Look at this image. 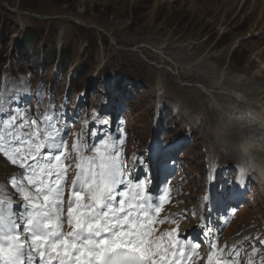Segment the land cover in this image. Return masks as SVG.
<instances>
[{
  "label": "rangeland",
  "instance_id": "1",
  "mask_svg": "<svg viewBox=\"0 0 264 264\" xmlns=\"http://www.w3.org/2000/svg\"><path fill=\"white\" fill-rule=\"evenodd\" d=\"M0 5L10 13L0 12L7 26L0 32V55L13 67L24 62L20 66L32 73L23 83L22 78L6 77L4 88L34 92L30 111L36 115L54 111L58 123L66 117L79 119L88 140L86 160L99 148V123L108 118L115 123L116 115L126 113L129 120L122 123L127 138L148 147L152 120L159 114L156 163L183 166L184 178L175 190V201L183 206L179 211L193 215L196 224L204 217L216 221L227 213L237 216L228 230L235 237L253 239L256 264H264V187L255 176L241 186L237 143L224 131L230 117L212 104L229 107L230 98L220 95L229 89L246 95L249 107L264 101V0H0ZM28 27L41 36L35 53L22 46ZM50 45L69 54L67 72L64 65L56 71L58 56L52 60ZM235 76L247 84L245 92L233 83ZM256 93L260 95L254 97ZM118 100L129 104L120 114ZM13 101L9 97L6 104L15 111ZM90 105L100 109L96 124L86 111ZM75 153L72 149L69 155ZM123 161L128 174H145L134 156ZM175 167H168L169 177ZM5 168L0 160L1 181ZM208 183L210 210L203 204ZM9 205L6 202L2 211L8 213Z\"/></svg>",
  "mask_w": 264,
  "mask_h": 264
},
{
  "label": "snow or ice",
  "instance_id": "2",
  "mask_svg": "<svg viewBox=\"0 0 264 264\" xmlns=\"http://www.w3.org/2000/svg\"><path fill=\"white\" fill-rule=\"evenodd\" d=\"M44 120L51 117L46 115ZM49 128H36L28 141H22V146L14 150L20 156L4 152L14 165L19 160L18 166L25 172L31 168L25 179L34 194L18 188L31 209L20 215L23 235L21 225L11 213L4 214L0 205V264H183L186 252L177 247L181 241L175 231L155 236L152 227L166 222L157 217L164 201L170 202L169 190L156 203L146 195L144 182H129L125 191H118L125 184L120 154H113L111 144L105 142L85 160L77 142L73 145L76 172L65 202L70 166L62 161L67 157L63 153L41 156L46 148H66V143H56L58 129ZM24 143L28 145L26 153ZM29 159L36 163L26 167Z\"/></svg>",
  "mask_w": 264,
  "mask_h": 264
},
{
  "label": "bare ground",
  "instance_id": "3",
  "mask_svg": "<svg viewBox=\"0 0 264 264\" xmlns=\"http://www.w3.org/2000/svg\"><path fill=\"white\" fill-rule=\"evenodd\" d=\"M242 81V77H236L233 83L242 86L241 91L245 92L244 89H246L245 87L247 84H242ZM202 91L214 94L213 90L210 89H204ZM220 95H227L232 102L230 104L228 103L230 105L229 107L217 101H213L212 104L220 110L222 116L226 117L228 115L230 117V126L226 128V130L224 129L226 134L225 137H230V140L233 139L237 143L236 149L239 156H241L240 177L243 178L242 187H244L247 182L246 179L252 176L257 177L262 184L261 186L264 187V101L260 100L259 106L254 107L253 104L249 107L246 105V101L248 100L246 95L241 92L229 89L220 93ZM259 95L258 93H256L255 96L253 94L254 97ZM227 145L230 144L227 143ZM238 163H240V160ZM239 182H241V180ZM21 227L23 226L21 225ZM153 229L155 230L154 235L157 236V228L153 227ZM187 229L188 228L185 230ZM66 231H68L67 225ZM162 233H165V231L160 229L158 236ZM191 233L192 235L194 234L193 231ZM215 235L216 233L214 232V236ZM176 238L179 240L178 236H176ZM252 243L253 239L251 238L237 239L236 241L230 240L228 242V250L222 253L221 250L223 246H219L215 239L214 246L216 249H210L206 252L207 261H211V264H252L255 257L258 255L257 249L252 246ZM249 245L251 247H248ZM180 247L191 251V246L184 243L182 244V241L179 245V248ZM246 248H249V250H245ZM209 257H211V260Z\"/></svg>",
  "mask_w": 264,
  "mask_h": 264
},
{
  "label": "trees",
  "instance_id": "4",
  "mask_svg": "<svg viewBox=\"0 0 264 264\" xmlns=\"http://www.w3.org/2000/svg\"><path fill=\"white\" fill-rule=\"evenodd\" d=\"M0 12H5L7 14H10L8 11H6L4 9V7H2L0 5ZM7 29V26L5 24V22L1 19V15H0V32L4 31ZM41 36H38L37 31L36 30H31L30 27L26 28L25 30V36L24 39L21 41L22 42V46H24L27 50L32 51L33 53H35V48L38 44V40L40 39ZM38 41V42H37ZM49 46V45H47ZM49 51L52 55V60L55 61L57 56H58V68L60 69L61 66L64 65L65 67V71L70 68L69 64H68V56L69 54L67 52H61L58 55V52L56 50V48L54 46L50 45ZM6 62V58L2 59L1 55H0V66H2L4 63ZM68 64V65H67ZM81 68H83V66H80ZM78 69V68H77Z\"/></svg>",
  "mask_w": 264,
  "mask_h": 264
}]
</instances>
